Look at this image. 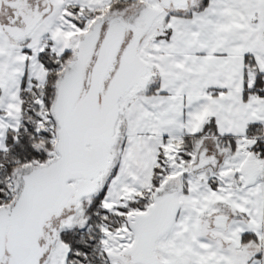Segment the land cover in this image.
<instances>
[{"label": "snow or ice", "instance_id": "snow-or-ice-1", "mask_svg": "<svg viewBox=\"0 0 264 264\" xmlns=\"http://www.w3.org/2000/svg\"><path fill=\"white\" fill-rule=\"evenodd\" d=\"M0 264H264V0H0Z\"/></svg>", "mask_w": 264, "mask_h": 264}]
</instances>
